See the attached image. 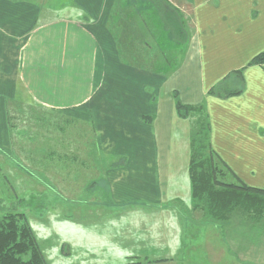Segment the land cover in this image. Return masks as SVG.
Here are the masks:
<instances>
[{"label": "crops", "instance_id": "0c3cea01", "mask_svg": "<svg viewBox=\"0 0 264 264\" xmlns=\"http://www.w3.org/2000/svg\"><path fill=\"white\" fill-rule=\"evenodd\" d=\"M142 1L76 0L78 14L40 18L34 1L0 0V104L20 83L42 110L89 124V144L116 158L92 162L112 203L54 196L23 210L45 262L264 264V211L219 224L185 218L199 116L176 111L177 101L204 103L212 150L264 190V65L249 63L264 50V0ZM224 79L240 93L208 92ZM5 118L4 109L2 149Z\"/></svg>", "mask_w": 264, "mask_h": 264}, {"label": "rangeland", "instance_id": "374dc122", "mask_svg": "<svg viewBox=\"0 0 264 264\" xmlns=\"http://www.w3.org/2000/svg\"><path fill=\"white\" fill-rule=\"evenodd\" d=\"M29 1H34L40 6L42 13L40 18H48L55 14L56 16L73 15L79 12V9H75L76 0ZM126 1L128 0H119L123 4ZM183 1L177 0L175 2L182 4ZM138 5L143 6L144 2L136 0L133 8L137 9ZM182 8L183 11L187 9L186 5ZM183 15L184 18H187L186 12ZM15 89V97L6 101L3 104L4 107L0 104V113L5 109L9 139L7 149L0 148V155H2L0 156V205H13L19 210V207L21 208V205L19 206L20 198V202L23 203L21 211L26 209L40 211L53 201L54 196L61 200H65L67 197L71 201L78 202L94 196V200L112 203L111 200L113 199L109 198L108 185L102 179L97 178V168L92 166V162L101 159L116 160V158L104 156L95 141L92 145L89 144L93 139L91 126L83 123V130H77L73 127L71 131L70 128L66 127L63 128V132H60L55 127L57 118L45 112L43 118L39 120L41 132L46 134L45 137L44 135H26L22 131H31L32 129L29 128H33L32 126L36 124L39 115L31 118L28 117L29 115L25 116L28 108H24L28 107L32 101L27 92L20 87V83ZM19 98L20 103L17 102ZM19 109L23 113L24 119L19 120ZM51 115L53 114L51 113ZM51 121L54 125H51L52 127L48 131L43 125ZM21 133L22 136H20ZM23 136L29 138L23 140ZM19 144H24L26 147L20 150ZM6 162L7 165L5 166ZM22 171L29 176L21 175ZM19 179L22 180L19 181ZM37 192L40 193L36 195ZM97 194H107L108 196L95 198ZM185 202L187 205H191V199L189 200L187 196ZM194 216L199 218L200 213L197 212ZM185 218L194 221L190 216L186 215ZM51 240L53 241V239Z\"/></svg>", "mask_w": 264, "mask_h": 264}, {"label": "trees", "instance_id": "16d2710c", "mask_svg": "<svg viewBox=\"0 0 264 264\" xmlns=\"http://www.w3.org/2000/svg\"><path fill=\"white\" fill-rule=\"evenodd\" d=\"M250 64L264 65V50L253 56ZM240 79V71H235ZM242 84V81L241 83ZM241 86L230 88L226 80H222L212 86L208 92L218 97H228L240 93ZM20 103V101H19ZM22 107V106H21ZM27 114L31 118L37 116V121L31 131L24 132L26 135H45L41 132L40 118L46 112L37 104L31 102ZM176 111L179 117L199 116L198 127L194 129L191 136V151L188 165L190 198L189 208L183 207V214L195 219L194 214L198 211L202 222L219 224L225 221L236 210H246L248 212L264 211V190L253 188L240 182L221 159L212 150L209 143L208 124L205 115L204 103L197 105H187L180 101L176 102ZM50 116V113L46 112ZM23 113L19 109V120L24 119ZM22 117V118H21ZM55 117V116H54ZM56 119V118H55ZM146 120L149 117H145ZM55 127L63 132V128L73 127L83 130L75 122H66L57 118ZM54 125L52 121L44 123L43 127L50 129ZM20 134L22 136L23 134ZM52 134V133H51ZM53 135V134H52ZM23 140L29 137L23 136ZM25 143V142H22ZM22 150L26 147L19 145ZM19 150V151H20ZM20 154V153H19ZM234 178V180H233ZM19 206L23 207L20 202ZM182 206V204H181ZM13 205H0V264H46L43 254L37 244L33 232L27 222L25 214Z\"/></svg>", "mask_w": 264, "mask_h": 264}]
</instances>
